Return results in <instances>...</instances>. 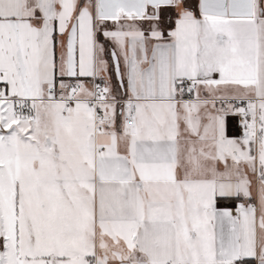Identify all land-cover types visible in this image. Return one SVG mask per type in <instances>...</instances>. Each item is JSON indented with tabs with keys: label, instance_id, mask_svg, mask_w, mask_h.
<instances>
[{
	"label": "snow or ice",
	"instance_id": "obj_1",
	"mask_svg": "<svg viewBox=\"0 0 264 264\" xmlns=\"http://www.w3.org/2000/svg\"><path fill=\"white\" fill-rule=\"evenodd\" d=\"M0 264H264V0H0Z\"/></svg>",
	"mask_w": 264,
	"mask_h": 264
}]
</instances>
